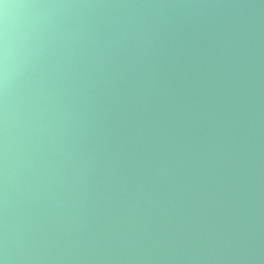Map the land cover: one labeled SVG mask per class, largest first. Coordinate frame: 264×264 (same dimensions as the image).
<instances>
[{
	"label": "clouds",
	"instance_id": "1",
	"mask_svg": "<svg viewBox=\"0 0 264 264\" xmlns=\"http://www.w3.org/2000/svg\"><path fill=\"white\" fill-rule=\"evenodd\" d=\"M0 264H264V0H0Z\"/></svg>",
	"mask_w": 264,
	"mask_h": 264
}]
</instances>
